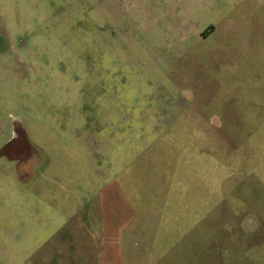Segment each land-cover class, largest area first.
<instances>
[{
    "label": "rangeland",
    "instance_id": "1",
    "mask_svg": "<svg viewBox=\"0 0 264 264\" xmlns=\"http://www.w3.org/2000/svg\"><path fill=\"white\" fill-rule=\"evenodd\" d=\"M103 189L264 264V0H0V264Z\"/></svg>",
    "mask_w": 264,
    "mask_h": 264
},
{
    "label": "crops",
    "instance_id": "2",
    "mask_svg": "<svg viewBox=\"0 0 264 264\" xmlns=\"http://www.w3.org/2000/svg\"><path fill=\"white\" fill-rule=\"evenodd\" d=\"M105 198L103 189L94 208L76 206L74 218L87 207L92 211L87 212L89 216H84L80 224L74 223V218L61 223L55 234L65 227L71 233L67 239L52 240L49 252L42 248L46 242H41L37 248V264H234L227 254H216L213 248L217 244L211 238H171L169 232L155 237L153 223H136V208L108 206ZM170 226L174 227L167 225L168 231ZM84 234L96 237L95 241H80Z\"/></svg>",
    "mask_w": 264,
    "mask_h": 264
}]
</instances>
